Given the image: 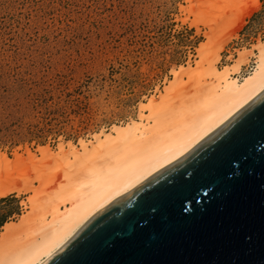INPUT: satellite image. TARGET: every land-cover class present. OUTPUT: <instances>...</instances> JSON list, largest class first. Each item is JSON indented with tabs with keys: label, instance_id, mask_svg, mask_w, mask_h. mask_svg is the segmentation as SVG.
I'll use <instances>...</instances> for the list:
<instances>
[{
	"label": "rangeland",
	"instance_id": "obj_1",
	"mask_svg": "<svg viewBox=\"0 0 264 264\" xmlns=\"http://www.w3.org/2000/svg\"><path fill=\"white\" fill-rule=\"evenodd\" d=\"M262 40L264 0H0V151L40 156L95 139L138 118L175 70L207 58L222 68L250 49L247 64ZM182 80L190 94L192 76ZM35 172L23 189L40 185ZM26 189L6 194L20 199L10 222L30 209Z\"/></svg>",
	"mask_w": 264,
	"mask_h": 264
},
{
	"label": "bare ground",
	"instance_id": "obj_2",
	"mask_svg": "<svg viewBox=\"0 0 264 264\" xmlns=\"http://www.w3.org/2000/svg\"><path fill=\"white\" fill-rule=\"evenodd\" d=\"M245 16L241 13L232 26ZM256 49L254 69L242 77L238 74L250 49L222 68L209 58L197 67L182 66L159 99L142 103L138 118L98 132L95 139L55 151L43 146L40 156L27 150V155L9 157L0 151L1 196L26 189L21 183L30 170L38 173L40 184L26 183V190L35 192L30 209L2 226L0 264H41L94 214L182 157L259 95L264 90V40ZM206 71L211 80L203 82ZM183 74L194 81L190 94ZM176 86L185 89L170 95ZM49 165L57 166L43 173Z\"/></svg>",
	"mask_w": 264,
	"mask_h": 264
},
{
	"label": "water",
	"instance_id": "obj_3",
	"mask_svg": "<svg viewBox=\"0 0 264 264\" xmlns=\"http://www.w3.org/2000/svg\"><path fill=\"white\" fill-rule=\"evenodd\" d=\"M41 264H264V90Z\"/></svg>",
	"mask_w": 264,
	"mask_h": 264
},
{
	"label": "trees",
	"instance_id": "obj_4",
	"mask_svg": "<svg viewBox=\"0 0 264 264\" xmlns=\"http://www.w3.org/2000/svg\"><path fill=\"white\" fill-rule=\"evenodd\" d=\"M21 213L20 199L16 193L0 197V231L15 214Z\"/></svg>",
	"mask_w": 264,
	"mask_h": 264
},
{
	"label": "built area",
	"instance_id": "obj_5",
	"mask_svg": "<svg viewBox=\"0 0 264 264\" xmlns=\"http://www.w3.org/2000/svg\"><path fill=\"white\" fill-rule=\"evenodd\" d=\"M255 66V59H252L249 63L244 64V68L241 72H243L244 75L250 73Z\"/></svg>",
	"mask_w": 264,
	"mask_h": 264
},
{
	"label": "crops",
	"instance_id": "obj_6",
	"mask_svg": "<svg viewBox=\"0 0 264 264\" xmlns=\"http://www.w3.org/2000/svg\"><path fill=\"white\" fill-rule=\"evenodd\" d=\"M230 64V63H229Z\"/></svg>",
	"mask_w": 264,
	"mask_h": 264
}]
</instances>
